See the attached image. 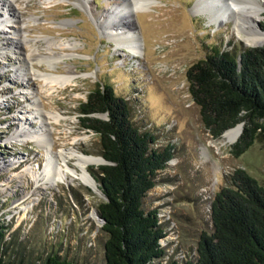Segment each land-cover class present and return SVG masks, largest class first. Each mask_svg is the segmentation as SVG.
Instances as JSON below:
<instances>
[{
	"label": "rangeland",
	"instance_id": "374dc122",
	"mask_svg": "<svg viewBox=\"0 0 264 264\" xmlns=\"http://www.w3.org/2000/svg\"><path fill=\"white\" fill-rule=\"evenodd\" d=\"M86 1L88 6L83 0H17L13 6L25 29H21L22 23L12 25L13 21L0 26V221L8 225L3 257L13 263L38 264L53 247L74 264H103L106 235L96 211L104 199L97 177L103 160L87 166L97 188L71 179L70 174L49 184L27 171H42L46 142L12 135L36 102L43 107L44 117V111L60 116L59 121L45 117L50 127L46 139L53 142L54 153L74 147L100 154L98 136L80 126L78 104L96 82L105 81L135 104V118L157 136L154 145L173 143L174 156L158 172L143 206L158 207L160 220L167 223V235L161 240L164 257L173 254L179 261L185 256L194 259L199 230L211 229L210 200L226 183L227 175L234 168H244L264 184V138L256 137L245 151L234 155L230 148L237 138L225 144L223 133L212 137L189 93L186 69L211 46L245 48L264 42L250 45L242 39L241 34L251 30L248 18L247 26L238 32L232 17L213 22L206 14H196V0H151L150 6L128 16L142 41L141 54L134 55L116 40L114 28L99 24L92 14L117 5L115 0ZM261 3L262 14L255 16L253 26L264 33V0ZM18 35L76 41L75 48L64 51L71 56L55 67L44 61L33 64L39 71L58 72L72 64L79 75L71 84L46 95L41 90L42 79L22 72L27 63L11 47ZM97 115L105 117L104 113ZM36 119L29 123L31 128L38 127ZM56 158L63 166L64 160L58 154ZM65 162L73 165L72 160Z\"/></svg>",
	"mask_w": 264,
	"mask_h": 264
},
{
	"label": "trees",
	"instance_id": "16d2710c",
	"mask_svg": "<svg viewBox=\"0 0 264 264\" xmlns=\"http://www.w3.org/2000/svg\"><path fill=\"white\" fill-rule=\"evenodd\" d=\"M188 89L198 105L204 127L212 137L242 122L230 151L239 155L258 136L264 138V45L221 49L208 53L186 69ZM137 107L117 94L112 84L96 82L78 104L80 126L98 136V187L104 199L96 211L105 232L103 264H264V184L244 168H234L210 200L211 229L197 234L195 258L164 257L166 221L158 207L143 206L157 174L174 156L171 142L154 145L152 128L135 118ZM104 113L105 117L97 114ZM0 221V264L6 229ZM37 264V263H35ZM38 264H74L49 251Z\"/></svg>",
	"mask_w": 264,
	"mask_h": 264
},
{
	"label": "bare ground",
	"instance_id": "6f19581e",
	"mask_svg": "<svg viewBox=\"0 0 264 264\" xmlns=\"http://www.w3.org/2000/svg\"><path fill=\"white\" fill-rule=\"evenodd\" d=\"M15 1L17 0H0V6H2V10H0V26H8L10 25L8 22L13 21L14 23L12 25L22 23L20 24V27L24 30V20L20 17L13 6V2ZM83 2L85 6H88V1L83 0ZM115 4L117 5H111L103 11L92 12V14L99 24L105 22L110 27L114 28V36L120 44L127 46L134 55H140L142 52L141 37L137 36L139 32L135 29L128 16L130 12L140 11L150 6L151 0H115ZM262 8L263 5L261 0H196L193 7L196 14H206L213 22L227 21L232 17L235 20V28L238 32L242 27L247 26L246 23L249 19L250 22L252 21V24L248 25L251 30L240 36L246 44L250 45L264 42V33L257 31L253 26V23H255L256 20L255 16L262 14ZM1 14H3V16ZM3 30L4 29L1 31ZM40 41L45 44L40 43ZM76 45V41H72L69 38L60 39L54 36L28 38L27 36L21 37L18 35L11 41V47L14 49L17 58H20L22 63H27V67L25 66V68L22 69L24 75L27 76V74H31V76L34 75L35 77L42 79L44 84L41 85V90L49 96H51L52 91L58 87H65L66 85L71 84L79 74L73 69L72 64L65 67V72H58L47 70L39 71L41 68H36L33 62L36 61L40 63L41 61H44L51 67H55L60 60L71 56L70 53H64V51L67 48H75ZM42 49L45 51H41ZM64 61L67 62L66 60ZM33 104L30 113L22 116V121L20 122L19 127L15 129L12 135V137L20 136V139L27 136V138L37 140L38 142H41V140L46 142V145L44 146L46 150V161L42 171L37 173L30 168H28L27 171H30L34 178L38 180L43 179L48 183H52L51 181H53V179L63 180L68 174H70L71 179L75 177L81 182L97 188L94 178L87 170V166L89 164L101 163L103 160L101 155L86 153L74 147L68 149L62 147L54 153L52 149L53 142H48L46 139V137L48 138L49 136L50 127L48 126L47 123L49 122L45 117L49 116L52 119L59 121L60 116L58 113L52 111H44V117L43 114H41L43 111L41 109L43 107H39L36 102ZM33 119H36L39 124L36 129L29 126V123ZM240 130V123L226 129L223 132L222 143H232L238 137ZM57 154L62 160H64V167L57 162ZM67 160H72L73 165L66 163L65 161ZM1 166L0 162V167ZM92 213L95 214V210L92 211Z\"/></svg>",
	"mask_w": 264,
	"mask_h": 264
},
{
	"label": "water",
	"instance_id": "95a60500",
	"mask_svg": "<svg viewBox=\"0 0 264 264\" xmlns=\"http://www.w3.org/2000/svg\"><path fill=\"white\" fill-rule=\"evenodd\" d=\"M240 124H241V129H242V122H239ZM240 132H241V130H240ZM102 157V156H101ZM102 159H103V163H107V160L104 158V157H102ZM93 177V176H92ZM94 178V177H93ZM98 215V214H97ZM99 216V215H98ZM100 218V217H99ZM101 219V218H100Z\"/></svg>",
	"mask_w": 264,
	"mask_h": 264
}]
</instances>
